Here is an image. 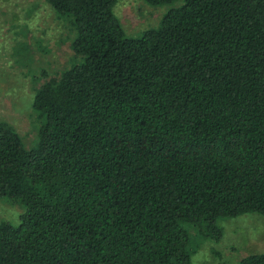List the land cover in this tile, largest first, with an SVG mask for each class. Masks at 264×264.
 Instances as JSON below:
<instances>
[{"label": "trees", "instance_id": "obj_1", "mask_svg": "<svg viewBox=\"0 0 264 264\" xmlns=\"http://www.w3.org/2000/svg\"><path fill=\"white\" fill-rule=\"evenodd\" d=\"M46 2L74 59L35 90L32 147L0 122L22 207L0 264H191L224 218H264V0H145L171 7L137 36L116 0Z\"/></svg>", "mask_w": 264, "mask_h": 264}, {"label": "rangeland", "instance_id": "obj_2", "mask_svg": "<svg viewBox=\"0 0 264 264\" xmlns=\"http://www.w3.org/2000/svg\"><path fill=\"white\" fill-rule=\"evenodd\" d=\"M170 7L153 6L145 0H116L114 12L125 34L137 36L158 25ZM72 37L69 24L46 0H0V122L19 133L26 148L38 136L39 120L32 109L35 90L70 66ZM21 211L20 205L0 198V222L17 224ZM219 226L220 238L203 239L191 264H239L247 255L264 253L261 215L224 218Z\"/></svg>", "mask_w": 264, "mask_h": 264}]
</instances>
